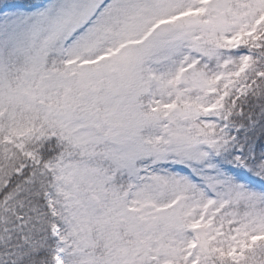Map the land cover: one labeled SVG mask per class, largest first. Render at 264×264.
Listing matches in <instances>:
<instances>
[{"label":"snow or ice","instance_id":"snow-or-ice-1","mask_svg":"<svg viewBox=\"0 0 264 264\" xmlns=\"http://www.w3.org/2000/svg\"><path fill=\"white\" fill-rule=\"evenodd\" d=\"M0 264H264V0H0Z\"/></svg>","mask_w":264,"mask_h":264}]
</instances>
